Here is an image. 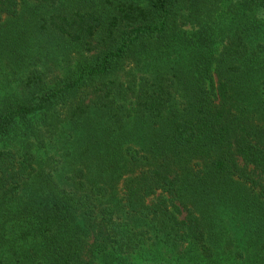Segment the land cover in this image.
Masks as SVG:
<instances>
[{
    "label": "trees",
    "instance_id": "obj_1",
    "mask_svg": "<svg viewBox=\"0 0 264 264\" xmlns=\"http://www.w3.org/2000/svg\"><path fill=\"white\" fill-rule=\"evenodd\" d=\"M23 1L0 0V22L23 16ZM141 1L36 0L32 20H25L46 38L94 52L56 89L46 88L37 68L21 100L0 104V139L6 140L0 150V196L19 202L9 226L37 247L41 236L47 238L40 246L44 259L37 261L25 253L7 256L1 234L0 264H92L95 251L135 248L140 244L130 233L134 214L143 217L146 229L148 220H160L157 229L166 231L169 242L193 240L213 264L221 255L223 231L217 223L222 212L243 221L253 241L238 246L240 264L263 260L264 68H257L258 53L251 51L248 58L240 33V46H232L211 67V50L198 39L216 33L210 22L186 40L179 28L182 16L198 23L209 0ZM14 25V31L22 28ZM242 31L250 33V27ZM23 42L12 41L14 46ZM7 46L0 41V49ZM130 57L141 72L136 83L113 77ZM58 104L63 107L56 121L64 125L55 143L62 151L60 161L67 160L59 178L39 162L32 139L41 122L51 123ZM87 160H93L89 168ZM127 166L140 172L127 178L123 202L114 208L98 197L112 193L110 184ZM160 189L170 200L147 203ZM180 209L186 211L184 218ZM115 217L121 218L120 227ZM66 229L68 236L59 242ZM89 233L93 241L86 248Z\"/></svg>",
    "mask_w": 264,
    "mask_h": 264
},
{
    "label": "rangeland",
    "instance_id": "obj_2",
    "mask_svg": "<svg viewBox=\"0 0 264 264\" xmlns=\"http://www.w3.org/2000/svg\"><path fill=\"white\" fill-rule=\"evenodd\" d=\"M23 2L25 3L21 5V10L22 12L24 11L23 16L15 20L5 18L0 22V41L9 44L5 49H0V104L3 101L7 104L21 100L29 75L37 68L42 72L45 84H47L46 88L56 89L55 87L62 85L60 82L62 77L74 74L85 62H90L92 60L90 56L94 52V50H84L83 47L80 48L75 43H70L62 38L44 37L32 24L25 23V20L27 22L32 20L29 18L32 11L35 10L36 0H24ZM141 3H146V0L141 1ZM202 7L203 11L201 17L197 20L198 23H191L185 16H182L179 19V28L186 40L191 38L192 32L203 30V27L207 26V22H210L209 26L215 29L216 33L212 36L203 33L198 39L202 41L204 47L207 46L211 50V67L216 68L218 66L217 59L223 53L232 52V46L236 48L240 46L241 39L238 38V35L241 33L246 43V45L241 47L242 51L245 54L249 51L247 55L249 59L252 57L251 51L257 52V56H254L258 61L257 68H264V4L249 6L248 3H243L241 0H209ZM15 23H18L22 28H28L29 25L30 28L36 30L30 29L29 32H25L22 31V28H17L14 31ZM246 24L250 27V33L242 31L243 28H246ZM10 28L11 30L9 31ZM13 40L24 42L14 46ZM26 43L31 45L23 47ZM131 61L132 57L120 64L117 67V73L113 77L120 76L123 82H139L141 72ZM127 92L131 94L130 91ZM62 107L63 105L58 104V110L52 115L51 123L45 124L41 122L37 135L32 137L34 152L39 162L57 178H59L61 170L63 171V167L67 164L66 159L60 161L62 151L59 150V144L55 143L64 125L63 121H56L61 118ZM13 141L12 143H15L13 145H19L20 141ZM5 143L6 140L0 139V150L6 146ZM90 161L93 160H87L86 162L88 168L90 167L88 164ZM120 164V161L115 163V165ZM126 169L127 171L125 170L124 175H120L115 180L113 179L110 184L112 193L104 198L98 197L100 200L103 199L106 202H110L114 208H118L119 200L123 202L122 199L126 195L127 178L140 172V167L136 166H127ZM133 169H135L134 172H131ZM114 193H116V198L113 201L112 196ZM159 197H165L170 200L169 194L160 189L155 194L147 197V203L156 202ZM109 199L112 201H109ZM175 203L178 204L177 201ZM18 205V200L6 201L3 196H0V235L4 234L5 239H7L4 246L7 250L5 254L13 258L15 253H25L28 255V260L34 259L38 261L44 259L40 254V246H43L46 242V236H41V245L37 247L21 238L18 232L11 231L8 219L13 215V209L18 207ZM106 205L109 206L108 204ZM169 206L172 210H175L173 203ZM124 211L120 210L118 214H122ZM178 214L180 218H184L185 209H180ZM218 220L221 223H217V229L223 231L218 242L221 247V255L216 256L217 262L213 264H240L243 257L239 255V247L253 242L247 235L246 225L243 221L239 222L234 218L230 220L229 216L224 212L218 216ZM121 221V218L115 217V224L119 227L121 226ZM159 221L158 219L148 220L149 228L146 229L143 217L139 214H134L132 217L133 230L130 233L140 245L129 250L125 246L123 251L114 248L104 253L95 251L92 264H212L209 261L210 259L202 254L201 249L196 246L193 240H187L182 243L167 241L165 239L166 231L161 230L160 227V230L157 229L159 225L156 223H159ZM143 229H146V233L144 236H140L138 232ZM5 230L7 231L6 234L4 233ZM68 231L69 229L62 231V235L57 240L61 242L62 237L68 236ZM46 233H49L51 237L52 234L50 232L47 231ZM112 240L124 241L125 239L121 240L114 237ZM92 241V235L89 233L85 237V247L87 248V244L89 246ZM91 255L88 251V256L90 257ZM258 264H264V256L263 260Z\"/></svg>",
    "mask_w": 264,
    "mask_h": 264
}]
</instances>
